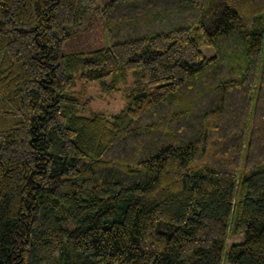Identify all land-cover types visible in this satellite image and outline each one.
<instances>
[{
	"label": "trees",
	"instance_id": "1",
	"mask_svg": "<svg viewBox=\"0 0 264 264\" xmlns=\"http://www.w3.org/2000/svg\"><path fill=\"white\" fill-rule=\"evenodd\" d=\"M0 264H264V0H0Z\"/></svg>",
	"mask_w": 264,
	"mask_h": 264
},
{
	"label": "rangeland",
	"instance_id": "2",
	"mask_svg": "<svg viewBox=\"0 0 264 264\" xmlns=\"http://www.w3.org/2000/svg\"><path fill=\"white\" fill-rule=\"evenodd\" d=\"M79 44L87 49L94 47L93 40H90L87 36H83V40L79 41ZM200 50L208 57L214 53L211 47L204 45L200 46ZM74 90L81 98V102L85 104L79 112L83 116H91L95 112L112 115L125 106L122 87L117 91H108L103 88L102 81L94 82L90 85H82L80 82H77Z\"/></svg>",
	"mask_w": 264,
	"mask_h": 264
}]
</instances>
